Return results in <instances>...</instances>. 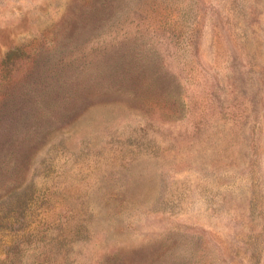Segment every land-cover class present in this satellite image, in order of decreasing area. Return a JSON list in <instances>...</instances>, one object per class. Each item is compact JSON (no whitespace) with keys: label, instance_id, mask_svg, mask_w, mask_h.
<instances>
[{"label":"rangeland","instance_id":"obj_1","mask_svg":"<svg viewBox=\"0 0 264 264\" xmlns=\"http://www.w3.org/2000/svg\"><path fill=\"white\" fill-rule=\"evenodd\" d=\"M0 264H264V0H0Z\"/></svg>","mask_w":264,"mask_h":264},{"label":"trees","instance_id":"obj_2","mask_svg":"<svg viewBox=\"0 0 264 264\" xmlns=\"http://www.w3.org/2000/svg\"><path fill=\"white\" fill-rule=\"evenodd\" d=\"M16 52H12L6 55V58L3 61V67L4 69L6 68L7 70L11 71L13 69V60H14V54Z\"/></svg>","mask_w":264,"mask_h":264}]
</instances>
